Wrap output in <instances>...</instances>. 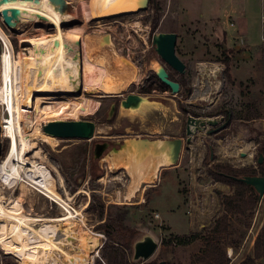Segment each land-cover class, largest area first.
I'll use <instances>...</instances> for the list:
<instances>
[{
    "label": "rangeland",
    "instance_id": "374dc122",
    "mask_svg": "<svg viewBox=\"0 0 264 264\" xmlns=\"http://www.w3.org/2000/svg\"><path fill=\"white\" fill-rule=\"evenodd\" d=\"M68 1L70 7L67 13L75 14V18L63 26L64 30L76 29L81 31L82 35L91 33L93 36L97 34L96 37L110 34L116 50L133 60L139 67L138 82L136 80L128 89L118 94H106L100 89L89 87L84 81L85 71L78 70L71 88L53 96L57 100L55 104L57 102L59 111L51 114L43 112L42 119L39 117L40 126L42 128L46 122L55 119H90L97 125L95 135L89 140L55 138L56 143L51 144L44 140L42 130L41 134L32 135L36 136L33 141L37 144L28 156L47 167L51 177L50 187L63 198L71 195L70 204L73 207L79 208L87 204L84 214L89 228L106 234L105 228L100 226L111 216L123 217L125 225L137 230L126 250L132 264H206L205 260L199 257L203 256L206 247L205 236H208L209 229L224 213L220 192H235L233 187L215 182L211 178L207 171L208 164L229 162L236 166L254 167L260 173L264 171V168H259L260 153L257 143L258 140H264L263 50H258L255 59L257 71L238 72L236 83L231 84L226 78L225 65L219 64L226 55L222 47L225 41L221 38L218 26H202L195 18L200 9L199 0H187L186 3L182 0H151L149 8L138 14L100 17L92 21L85 20L87 12L82 10L86 7L83 6L86 5L84 3L89 0ZM156 5H159L158 11ZM181 7L184 8L183 11ZM187 8L192 11V19L185 23L183 18L189 21L190 16V13L185 11ZM157 12L160 20L153 28ZM2 19L0 14V25L7 33L17 57L32 56L29 48L22 47V36L32 38L40 35L35 33L36 26L43 28L46 34L55 32L52 26L43 21L37 24L23 23L19 30H15L5 26ZM168 32L178 34L176 53L186 64L183 73L167 64L157 51L156 38L159 34ZM262 34L261 24L255 20L249 26L251 41L264 45ZM4 43L8 47L5 41ZM202 45L206 47L203 48ZM7 50L0 38V56ZM155 61L173 78L185 82L187 88L189 85L190 94H186L184 86H181L177 94L171 89L159 90V82L155 77L158 74L152 68V62ZM204 61H208L207 64L216 71H203L201 65L206 64ZM235 64L233 62V65ZM1 73L0 67V84ZM149 88H152L151 91L145 92ZM131 92L165 97L168 100H164L163 105H151L131 113L119 107L120 100ZM112 106H115V110L111 114ZM181 106L188 112H183ZM222 110L225 114L229 112L233 116L230 121L227 116L220 114ZM210 113L215 115L207 116ZM189 115L218 118V125L226 124L227 128L224 132L213 131L218 125H208L204 130L195 132L191 142L185 143L179 163L162 168L159 179L145 184L143 190L137 192L138 195L128 200L126 196L130 177L126 169L119 165L111 167V160L108 158H94L96 143L109 142L112 147L123 139L136 136L183 137L186 140ZM7 117L9 113L0 104V124ZM32 132L34 133H27L31 135ZM85 144L89 151L83 164L82 149ZM9 146V139L1 134L0 160L6 156ZM241 152H246L245 157H242ZM35 155L38 157L35 158ZM60 176L64 179V186L61 185ZM0 191L3 197L20 202L25 212L45 216H59L61 213L55 201L23 182L11 187L0 178ZM102 209L104 215L100 216ZM263 223L264 197L259 200L252 215H232V234L227 241L233 242L234 253L232 248L229 250V247H226L229 264H240L243 257L245 259L247 255L253 254V251L248 254L247 252ZM2 231L3 225L0 221V235ZM196 233L201 234L197 240L186 245L178 244L177 236H191ZM146 234H152L159 242V247L148 260L134 261V244ZM106 238L104 244L108 241L107 234ZM102 247L99 249L100 255L92 262L82 257L84 254L81 253L80 260L71 264H103ZM242 247L243 252L237 256V251ZM17 259L0 247V264H21Z\"/></svg>",
    "mask_w": 264,
    "mask_h": 264
},
{
    "label": "bare ground",
    "instance_id": "6f19581e",
    "mask_svg": "<svg viewBox=\"0 0 264 264\" xmlns=\"http://www.w3.org/2000/svg\"><path fill=\"white\" fill-rule=\"evenodd\" d=\"M84 4L86 7L82 10L87 12L86 21L125 13L121 0H89ZM14 9L17 16L15 26L11 28L19 30L23 23L43 21L55 32L46 34L43 28L36 26L35 33L40 35L22 36V47L29 48L32 54L23 58L15 55L10 39L0 25V38L8 46L0 56V104L9 113L0 124V136L3 134L10 141L6 156L0 160V178L11 187L21 182L27 184L55 201L61 213L59 216H45L25 212L20 202L3 197L0 191V221L3 225L0 247L7 254L16 256L21 264H71L80 260L81 253L92 262L100 255L101 242L99 232L86 223L84 211L87 204L73 207L71 195L63 198L50 187L47 167L28 155L37 144L33 141L34 134L39 135L43 130L39 117H43L45 111L50 114L59 111L53 96L71 88L78 70L85 71L83 79L92 89L118 94L135 83L139 67L116 50L112 39L106 40L103 35L96 37L97 34L93 36L91 33L82 35L76 29L64 30L63 26L75 18V14L56 10L50 0H0L2 18L3 10H9L11 14ZM35 51L37 54L34 55ZM152 68L157 73L163 71L162 65L156 61L152 62ZM28 131L34 133L29 135ZM43 136L44 140L54 144L56 137L45 132ZM165 156L153 158L149 154L146 158H138L129 157L127 153V162L111 161V167L125 168L130 177L128 200L143 190L145 184L160 176L161 169L168 164ZM59 179L64 186L63 177Z\"/></svg>",
    "mask_w": 264,
    "mask_h": 264
},
{
    "label": "water",
    "instance_id": "95a60500",
    "mask_svg": "<svg viewBox=\"0 0 264 264\" xmlns=\"http://www.w3.org/2000/svg\"><path fill=\"white\" fill-rule=\"evenodd\" d=\"M50 1L55 5L56 10L62 13L67 12L70 7L68 0ZM150 2L151 0H121V4L125 10L124 15L138 14L142 11H146L149 8ZM2 14L4 25L8 28L14 27V19H16L17 10H11V14H9V10H3ZM41 18L42 20H46L45 17ZM104 39L111 40V35H104ZM177 40L178 34L176 32H168L159 34L155 42L157 44V51L163 60L175 70L183 73L186 69V64L176 53ZM157 74L160 80L166 84L174 94L179 93L181 84L178 81L171 79L169 73L164 68L162 72ZM164 100H168V98L160 96L152 97L131 92L120 100L119 107L123 110L136 112L151 105H163ZM114 110L115 106H112L111 114ZM219 122L220 120L218 118L195 117L189 115L186 126V140L183 137H133L123 139L115 143L112 147L109 142H98L94 148V158L101 159L105 157L111 161L117 159V162H127L129 160L127 153L129 154V157L137 156L138 158H146L149 154H151L153 158L166 155L168 158V164L165 167L174 166L179 163L185 143L191 142L192 135L195 132L204 130L208 125L217 126ZM225 126L226 124H222L213 131L220 130ZM96 127V122L90 119H55L46 122L42 126V129L45 133L56 138H78L89 140L95 135ZM259 162H263V154H260ZM236 179L252 186L257 191L259 200L263 199L264 175H245L236 177ZM158 247L159 242L152 234L144 235L134 244L133 260H148L154 255Z\"/></svg>",
    "mask_w": 264,
    "mask_h": 264
},
{
    "label": "trees",
    "instance_id": "16d2710c",
    "mask_svg": "<svg viewBox=\"0 0 264 264\" xmlns=\"http://www.w3.org/2000/svg\"><path fill=\"white\" fill-rule=\"evenodd\" d=\"M157 11L160 9L159 5H156ZM160 20L159 12L155 14L153 21V28H155ZM224 54L226 55L222 62L225 64V74L226 78L231 84H235L236 80L232 74V55L230 49H225ZM156 79L159 82L158 89L165 91L170 89L166 84H164L160 78L156 75ZM170 78L176 80L170 75ZM178 81V80H176ZM181 86L185 87L186 94H190V86L185 82L178 81ZM242 85L243 83L240 82ZM152 88H149L145 92H150ZM181 110L185 113L188 111L181 106ZM220 114L226 115L229 119L233 116L228 112L226 114L223 112ZM215 114L210 113L207 116H214ZM227 128V127H226ZM226 129L223 130V132ZM258 149L260 154H264V140H258ZM89 149L86 144L82 149V163H85ZM264 168V165L262 166ZM207 171L211 178L215 182H220L227 184L235 189L234 194H224L222 192L221 203L224 206L223 215L218 218L213 226L209 229L208 236H205L206 247L204 249L203 256L199 259L205 260L206 264H229L230 258L227 256L226 247L234 248L233 242L227 241L232 234V215L247 216L256 210L259 202V195L257 191L250 185L243 181L236 179V177H241L245 175H252L257 173V169L249 166H236L229 162H213L211 165L208 164ZM104 215V211L100 212V216ZM102 228H105V232L108 236V241L102 247V257L105 258L109 264H132L126 250L130 247L132 240L137 233L135 228H131L124 223L123 217H109L106 219L104 224H101ZM206 229V228H205ZM201 237L200 233L193 234L191 236H184L176 238L178 239V244L186 245ZM207 237V238H206ZM165 243V242H164ZM264 257V223L257 235L254 243L253 254L247 255V257L240 264H258V260ZM100 263V262H99Z\"/></svg>",
    "mask_w": 264,
    "mask_h": 264
},
{
    "label": "crops",
    "instance_id": "0c3cea01",
    "mask_svg": "<svg viewBox=\"0 0 264 264\" xmlns=\"http://www.w3.org/2000/svg\"><path fill=\"white\" fill-rule=\"evenodd\" d=\"M186 1L187 0H182V2L185 3ZM199 2L200 9L198 11V16L195 18L198 19L202 26H218L221 38L225 41L223 46L225 49H230L232 51L231 68L233 67V70L231 71L233 77H238V72H256L258 68L255 66V59L260 49L263 50L264 56V45L254 44L251 41L249 37V26L253 24L255 20H258L262 27V40H264V0H199ZM183 9L184 8H182L181 11H183ZM185 11H187L186 13H190L188 17L189 21L186 20L187 18H183V21L188 23L192 19V11L188 8ZM202 47L205 48L206 45H202ZM204 62L206 64L201 65L202 70L210 71V73L214 72L212 67L207 64L209 62ZM233 62L236 64L233 65ZM219 64L222 65L224 63L222 62ZM241 154L242 157H245L246 152H241ZM163 168L166 167L163 166ZM255 240L256 236L247 254L254 250ZM230 248L232 247H229V250ZM232 252L234 253V248H232ZM242 252L243 247L237 251L236 255L240 256ZM243 259L244 257L240 260V263ZM258 264H264V257L258 260Z\"/></svg>",
    "mask_w": 264,
    "mask_h": 264
},
{
    "label": "built area",
    "instance_id": "2783aa9c",
    "mask_svg": "<svg viewBox=\"0 0 264 264\" xmlns=\"http://www.w3.org/2000/svg\"><path fill=\"white\" fill-rule=\"evenodd\" d=\"M263 19H264V17H263ZM3 46H5L6 50L8 49V47H6L4 41H3ZM11 47H12V44H11ZM99 235H100L99 238H100V242H101V244H100V248H101L104 245V242H105V240H107V238H106V234H104V233H99ZM101 261L103 264H108L107 262H105V260L103 258H101Z\"/></svg>",
    "mask_w": 264,
    "mask_h": 264
},
{
    "label": "flooded vegetation",
    "instance_id": "af4514ba",
    "mask_svg": "<svg viewBox=\"0 0 264 264\" xmlns=\"http://www.w3.org/2000/svg\"><path fill=\"white\" fill-rule=\"evenodd\" d=\"M223 117H226V115H224ZM227 119H228V121H230L231 118H230V119L227 118ZM221 125H222V124L218 125L216 128H218V127L221 126ZM226 127H227V126L223 127V128L220 129V130L223 132V130H224ZM216 128H215V129H216ZM215 129H214V130H215ZM259 158H260V157H259ZM259 158H258V164L260 165L259 168H260V167L262 168V166H263V162H259ZM261 168H260V169H261ZM252 175H264V171H262V173H260L259 170L257 169V173H256V174H252Z\"/></svg>",
    "mask_w": 264,
    "mask_h": 264
}]
</instances>
